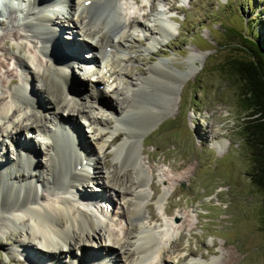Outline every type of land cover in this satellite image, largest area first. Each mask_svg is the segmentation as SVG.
<instances>
[{"label":"rangeland","instance_id":"374dc122","mask_svg":"<svg viewBox=\"0 0 264 264\" xmlns=\"http://www.w3.org/2000/svg\"><path fill=\"white\" fill-rule=\"evenodd\" d=\"M121 1L133 7L132 14L141 23L148 24L150 31H154L152 23L155 15L153 13L161 7L166 19L169 16L172 17L173 20L168 19V21L172 24L173 31L170 37L157 44L153 50L147 49V41L151 38V33L144 30L135 31V35L139 36L124 43V51L130 59L126 57L122 61H117L116 56L112 55L113 52L104 47L105 44L96 51L99 61L101 56L108 55L107 60L114 65L109 68L114 69L112 78L106 80L104 76H98L96 80H99V83H95L101 85L99 90H103L108 96H117L111 93L112 88L121 89L124 98H120L116 105L118 111L129 105L128 99L132 93L130 88L138 84L151 65L163 61L167 69L180 73L186 72L187 67L191 66L188 57L193 51L199 57L190 76L178 82L181 88L179 92L178 90L173 92L170 89L161 92L159 89L150 95L148 104L155 102L161 93L164 95L167 91L173 92L172 95L170 94L173 98L179 93V98L177 103H175L176 99L174 100V108L169 113L151 117L153 124L143 133L141 145H139L143 170L150 178L152 188L156 185L158 190L147 188V192L154 195V199L163 191L169 194L167 201L163 199L158 204L148 199L144 210V215L147 216L151 212V217L154 219H147V225L159 226L158 228L161 229L169 228V239L174 241V245L167 249V253L165 252L166 261L169 264H190L188 260L192 257L203 262L215 260L216 264H264V226L262 224L264 193L258 190L249 178L253 166L250 160L251 155L239 130L245 114L238 106V79L228 73L227 67L229 59L247 54L245 45L240 40L241 37L253 39L258 41L260 46H264V0H139L138 3H134V0ZM37 3L44 4L42 0ZM150 4L154 6V11H149ZM167 6L172 9L167 11ZM1 9L0 46L5 51L0 49V61L3 62V65H0V97L6 96L7 81L11 75H17L19 78L22 69L33 73L29 85L40 96V102L41 99L45 101L44 90L40 83H46L52 94L58 96L57 86L51 81L38 78L28 59L25 60L27 67L21 65V61L11 59V56L18 51L30 57L33 51L31 45L36 40L33 38L34 30L24 27V22H20L16 10L10 5H5ZM143 13L145 15H142ZM71 24L70 21L64 22V31L57 38L67 41L72 35V31L68 29L69 26L72 28ZM12 33L19 35L29 33L32 37L14 38L11 36ZM74 36L76 40L82 37L78 33ZM17 45H21V48H17ZM62 46L66 47V45ZM49 49H51L50 45ZM88 52L90 55V51ZM53 60L59 64L55 65V68L60 76L69 74L68 97H74L72 93L77 94L78 96L73 99L78 101L80 84L86 82L88 77L85 66H92L93 61L90 58L78 61L77 64L70 65L71 69L68 72L66 66V72H63L61 69L65 65L57 58ZM9 70L11 73L7 74L6 71ZM173 75L174 79L175 75ZM91 77L94 78L97 75L93 74ZM18 78L17 82L20 81ZM97 96L94 94V97ZM87 100L83 95L80 102H84L87 106ZM98 101L100 105L92 104L94 110H91V114H94L98 120L106 119L107 128L100 129L99 125H89L87 118L77 116L80 122L77 131L80 128L82 132L84 130V135L86 133L90 137L94 148L90 146L88 157L99 156L100 165L98 166L102 167L104 164L102 170L115 176L119 163L108 153L113 147L112 143L108 145V149L103 147L99 153L98 145L93 140L99 135L106 134V138L110 141L112 136L118 131L121 135L123 130H111L110 121L113 115L101 107L102 99ZM165 101L161 109L166 106ZM23 109L25 107L18 109L19 114L23 112ZM86 109L88 110L87 107ZM26 110L27 116L32 118L34 112L29 108ZM73 122H76V119ZM18 124L20 129L24 127L21 128L22 124ZM45 125L50 126V121ZM73 125L77 126V123ZM4 126L6 127V124L0 120V128H5ZM35 133H33L34 138ZM36 138L39 136L37 135ZM215 141L222 144L220 148ZM111 142L116 144L119 141ZM84 146L87 148L88 145L85 143ZM1 148L0 156H3ZM38 154L35 159L45 164L47 162L45 153L41 151ZM1 158L4 159V156ZM77 159L80 161L82 156ZM91 163L94 164V162ZM124 170H120L122 176L127 173V177L131 176V179H134L135 172L131 164H128ZM91 177L98 183L102 182V178L94 172ZM36 178L33 179L36 180ZM127 185L130 186L129 183ZM84 188L87 189L88 194L98 192L96 186L88 182H84ZM40 189H38L39 194H43L44 192L39 191ZM79 191L85 192L84 189ZM114 192L108 189L105 191V194L111 195L114 200L118 198L114 206L109 200L99 201L95 209H100V213H104L103 216L107 215L110 231L112 229L113 232L115 229L114 231L121 235L125 227L123 221L118 219L117 205L118 202L122 204L123 201L117 191L114 190ZM128 206L125 204L124 211L126 207L130 209ZM125 218L128 221L129 219L132 222L136 221L134 217L128 215V211ZM2 225L3 218H0V264H34L19 244L23 241L20 234L18 235L19 229L14 231ZM104 235L106 238V233ZM27 241L29 245L36 244V242ZM90 243L88 242V248ZM72 251L67 254L68 258L71 255H78L77 247ZM110 256L113 255L110 254Z\"/></svg>","mask_w":264,"mask_h":264},{"label":"bare ground","instance_id":"6f19581e","mask_svg":"<svg viewBox=\"0 0 264 264\" xmlns=\"http://www.w3.org/2000/svg\"><path fill=\"white\" fill-rule=\"evenodd\" d=\"M39 1L15 0V4L19 3L14 6L11 0H0V11L5 5H10L16 10L20 22H24V27L34 30L33 38L36 40L31 45L33 51L30 57H26L24 53H18L17 50L18 52L13 54L11 59L21 61V65L25 67H27L25 60L28 59L37 77L54 83L59 92V95L55 96L45 85L46 83H40L45 94V101L41 99L40 102V96L29 85L33 73L21 68L19 78L17 75H11L8 79L6 96L0 97V120L6 124L5 128H0V144L2 145L0 148L1 155L4 156V159L0 156L2 227H8L14 231L19 229L18 235L20 234L23 238L19 244L34 264H169L165 259V252L174 245V241L169 239V228L161 229L158 228L159 226L147 225V219H154L151 217V212L147 216L144 215L148 199L158 204L163 199L167 201L169 194L163 191L154 199V195L147 192V188L156 191L157 187L154 185L152 188L150 178L143 170L139 145L142 141L141 136L153 124L151 117L167 114L174 108V100L176 99L175 103H177L179 93L176 97L174 96L175 98L171 95L175 90L180 91L178 82L190 76L199 57L194 51L189 55L191 66L187 67L186 72L179 73L173 69H167L163 61L151 65L153 67L150 66L138 84L130 88L132 93L128 99L127 108L118 111L116 105L120 98H124L121 89L112 88L111 93L117 94L113 97L106 95L103 90L94 88L96 83H99V80L93 81L94 78L91 76L94 73H97V78L104 76L106 80L112 78L114 73L113 68V70L109 69L114 65L107 60L108 55L101 56L99 61L96 51L105 44L104 47L113 52L112 55L116 56L117 61L124 60L127 57L124 43L136 39L138 34L135 35L134 32L137 30L151 33V38L147 41V49L153 50L157 44L170 37L173 31L172 24L163 16L164 14L155 10L152 23L154 31H150L148 24L141 23L132 14L133 7L121 0H88V5L84 3V0H66L62 5L61 1L42 0L44 4L37 3ZM138 1L133 2L138 3ZM60 9L64 11L61 12ZM149 9L154 11V6L150 4ZM23 17L25 21H21ZM67 21L72 22V28L67 26L72 31V35L69 36L68 41H62L57 37L64 31L63 24ZM76 33L82 37L76 40L74 36ZM11 36L27 37L29 33L21 35L12 33ZM80 40L81 42H78ZM17 48H21V45H17ZM75 49L84 50L82 51L84 53L74 51ZM85 50L90 53L93 50V54L89 55ZM56 58L65 65L61 69L63 72H66V66L68 72L71 69L70 65L78 61L87 58L93 61L92 67L87 68L86 82L80 84L78 101L73 99L78 96L77 94L72 93L74 97H68L69 74L64 76L58 74L55 65L59 64L53 60ZM0 65H3L2 61ZM99 67H104V72H97ZM6 72L10 74L11 70ZM172 74L175 75L174 79ZM159 89L161 92L165 89L173 90V92L167 91L164 95L161 93L155 102L148 104L150 95ZM94 94L98 96L94 97ZM83 95L88 99L87 106L84 102H80ZM98 99H102L101 107L113 115L110 121L111 130H123L121 135L118 131L110 141L106 138V134L99 135L93 140L98 145L99 153L103 147L108 149V145L112 143L113 147L108 153L119 163L116 177L102 170L104 164L102 167L98 166L99 156L88 157V150L92 146L90 137L86 133L84 135V130L82 132L80 128L77 131L80 124L77 116L87 118L89 125H99L100 129L107 128L106 119L98 120L94 114H91V110H94L92 104L100 105ZM164 101L166 106L161 109ZM169 105L171 107H168ZM24 107L23 112L19 114L18 109ZM27 108L34 112L32 118L27 116L25 112ZM48 117L50 126L45 125L49 123ZM75 119L76 122H73ZM18 123L22 124L21 128L24 127L20 129ZM73 123H77V126ZM28 132H36L35 135L39 138L28 137L26 135ZM111 141L119 142L114 144L115 142ZM85 143L88 145L87 148L84 146ZM215 143L219 148L222 145L217 141ZM41 151L45 153L44 157L48 163L42 164L41 160L35 159L37 153L40 154ZM80 156L82 159L79 161L77 158ZM84 159H86L85 162ZM91 162L94 164L92 165ZM128 164L133 166L134 179H131V176L127 177V173L125 176L120 173V170L123 171ZM114 168L116 169V165ZM93 172L102 178L101 183L91 177ZM37 176L39 178H36ZM84 182L96 186L98 192L88 194L87 189L84 188ZM128 183L130 186L127 185ZM38 189L45 194H39ZM80 189H84L85 192L79 191ZM106 189L113 192L116 190L123 201L122 204L118 202L117 205L119 217L116 214L125 227L121 235L116 233L115 229L113 232L112 229L110 231L107 215L103 216L95 209L99 201L109 200L114 206V202L118 200V198L114 200L111 195H106ZM125 204H128L130 209L126 207L124 211ZM127 211L129 216L135 218V222L125 218ZM155 216L157 217L156 214ZM27 240L36 244L29 245ZM88 242H91L90 248L87 247ZM75 247L79 250L78 255H71L68 258L67 254L74 253L72 250ZM110 254L113 256L111 257ZM188 261L190 264H216L217 262L215 260L203 262L192 257Z\"/></svg>","mask_w":264,"mask_h":264},{"label":"trees","instance_id":"16d2710c","mask_svg":"<svg viewBox=\"0 0 264 264\" xmlns=\"http://www.w3.org/2000/svg\"><path fill=\"white\" fill-rule=\"evenodd\" d=\"M247 54L227 62L228 73L238 79V106L244 112L239 130L250 152L251 183L264 193V46L241 37ZM262 224L264 226V209Z\"/></svg>","mask_w":264,"mask_h":264}]
</instances>
